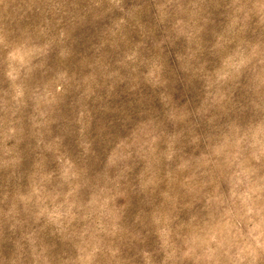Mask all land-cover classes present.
Segmentation results:
<instances>
[{
  "label": "clouds",
  "instance_id": "1",
  "mask_svg": "<svg viewBox=\"0 0 264 264\" xmlns=\"http://www.w3.org/2000/svg\"><path fill=\"white\" fill-rule=\"evenodd\" d=\"M0 264H264V0H0Z\"/></svg>",
  "mask_w": 264,
  "mask_h": 264
},
{
  "label": "rangeland",
  "instance_id": "2",
  "mask_svg": "<svg viewBox=\"0 0 264 264\" xmlns=\"http://www.w3.org/2000/svg\"><path fill=\"white\" fill-rule=\"evenodd\" d=\"M87 39H88V37H87V35H85V36L83 37V41H82V42H86Z\"/></svg>",
  "mask_w": 264,
  "mask_h": 264
}]
</instances>
